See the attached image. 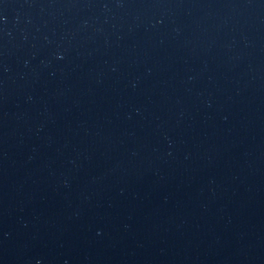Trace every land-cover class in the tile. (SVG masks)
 Instances as JSON below:
<instances>
[{
  "label": "water",
  "instance_id": "obj_1",
  "mask_svg": "<svg viewBox=\"0 0 264 264\" xmlns=\"http://www.w3.org/2000/svg\"><path fill=\"white\" fill-rule=\"evenodd\" d=\"M0 264H264V0H0Z\"/></svg>",
  "mask_w": 264,
  "mask_h": 264
}]
</instances>
